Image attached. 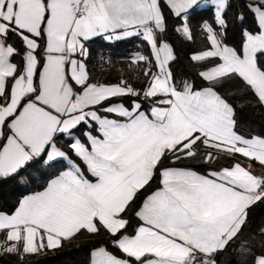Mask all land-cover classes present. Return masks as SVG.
I'll return each instance as SVG.
<instances>
[{
	"label": "snow or ice",
	"instance_id": "snow-or-ice-1",
	"mask_svg": "<svg viewBox=\"0 0 264 264\" xmlns=\"http://www.w3.org/2000/svg\"><path fill=\"white\" fill-rule=\"evenodd\" d=\"M233 7L0 0V181L26 191L0 203V257L27 264L83 237L87 264H264V223L250 227L264 206V133L239 120L264 113V0H239L230 21ZM201 10L211 17L188 56L197 87L177 82L164 33L173 18L193 43ZM96 37L138 38L147 52L102 82L86 63Z\"/></svg>",
	"mask_w": 264,
	"mask_h": 264
},
{
	"label": "trees",
	"instance_id": "trees-1",
	"mask_svg": "<svg viewBox=\"0 0 264 264\" xmlns=\"http://www.w3.org/2000/svg\"><path fill=\"white\" fill-rule=\"evenodd\" d=\"M239 5V0H234L233 10L228 12V17L231 21L233 12ZM211 13L206 10H201L199 14L193 16L190 20V24L193 29L195 40L193 43L186 42L181 39L178 34L174 32V26L177 21L173 18L168 20L167 32L164 33V38L172 43L175 48V54L177 56L176 61L171 65L173 72L177 77V82L182 79H192L197 87L201 86V81L195 77V70L189 63V53L193 48L200 47L203 44L201 37L198 35V25L203 18H210ZM230 39H238V30L235 27L229 29ZM85 45L89 49V57L86 61L88 70L93 79H98L102 82H117L124 71L127 75L126 68L129 59L137 51L147 52V47L138 38H129L121 41H108L103 37H96L90 41L85 42ZM19 57H16V61H19ZM136 87L141 85L133 80ZM125 103H128L125 100ZM147 107V105H145ZM239 120L241 122V128L244 132L251 133H264V113L259 110L253 111L251 109L242 111L239 114ZM186 164H190L197 167L199 170L204 169L198 163L186 161ZM221 164L226 163L221 161ZM37 185L32 184L29 187L35 188ZM23 194H26L25 186L18 183L17 180L8 179L0 181V203L6 206H12L15 201ZM264 223V206L256 208L251 217V228H256ZM136 225V220H132V227ZM131 230V229H130ZM92 247V243L85 239L80 238L72 241L71 243H65L61 250L48 252L43 256H32L27 258V264H87L88 251ZM235 259L234 256L224 257V264H228V261ZM0 264H17L16 258L13 256L0 257Z\"/></svg>",
	"mask_w": 264,
	"mask_h": 264
},
{
	"label": "crops",
	"instance_id": "crops-1",
	"mask_svg": "<svg viewBox=\"0 0 264 264\" xmlns=\"http://www.w3.org/2000/svg\"><path fill=\"white\" fill-rule=\"evenodd\" d=\"M86 46V45H85ZM87 47V46H86Z\"/></svg>",
	"mask_w": 264,
	"mask_h": 264
}]
</instances>
